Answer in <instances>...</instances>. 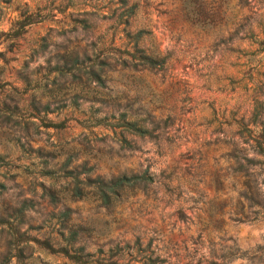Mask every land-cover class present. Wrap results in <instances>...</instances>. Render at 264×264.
Here are the masks:
<instances>
[{
  "label": "rangeland",
  "instance_id": "obj_1",
  "mask_svg": "<svg viewBox=\"0 0 264 264\" xmlns=\"http://www.w3.org/2000/svg\"><path fill=\"white\" fill-rule=\"evenodd\" d=\"M128 1L137 6L124 27L114 22L109 0H0V91L25 90L26 99L59 90L62 111L47 117L69 118L65 129H42L28 143L21 139L22 150H10L17 173L5 180L4 198L34 203L25 213L26 264H72L41 245L58 238L59 223L48 214L65 207L95 253L91 264H141L148 257L159 264H264V153L251 148L264 124V0ZM22 12L42 18L13 37ZM80 18L90 26L82 29ZM137 29L145 31L140 46L164 57L162 67L114 62L132 52L125 33ZM100 51L111 65L101 85L76 70L64 77L50 71L65 53ZM123 110L150 134H125L129 145L122 146L110 128L87 126L92 113ZM242 153L253 160L246 163ZM237 158L254 178L260 205L244 197ZM142 173L150 180L119 188L105 205L84 179ZM48 192L57 198L53 205ZM115 244L121 258L113 263L104 251Z\"/></svg>",
  "mask_w": 264,
  "mask_h": 264
},
{
  "label": "trees",
  "instance_id": "obj_2",
  "mask_svg": "<svg viewBox=\"0 0 264 264\" xmlns=\"http://www.w3.org/2000/svg\"><path fill=\"white\" fill-rule=\"evenodd\" d=\"M70 1V0H68ZM99 1V0H90ZM114 5L110 10V14L114 15V22L116 24H122L124 27L129 25L128 19L133 16L136 10L137 4L135 2H129L128 0H109ZM72 4L69 2L67 5ZM42 17L37 20L33 18L31 13L22 12L19 19L14 21L16 29L12 33L13 37H17L24 31L25 26L39 21ZM82 29H86L90 26L87 18H80L75 20ZM145 33L142 29H137L131 32H126L125 36L130 39V48L132 52L126 51V55H119L114 59V62L119 64L121 67L130 66L136 68L148 67V68H160L163 66L164 57L159 56L156 51H146V49L140 46L142 36ZM61 64H55L50 69L54 72V77H64L71 70L81 72L85 76V81L94 82L95 84L101 85L103 78L106 75L107 70L110 69L111 65L108 60V56L103 52L97 54L87 55L82 54L79 56L74 52H68L62 55ZM71 76H74L71 73ZM26 82V83H25ZM24 83L29 85L30 82L27 78L24 79ZM23 93H18L17 90H9L4 93L0 91V134L3 136L5 147L0 152V245L3 246V250L0 251V264H26L27 258L30 253L28 248L31 247L27 236V230L30 226L27 225L28 219L25 216L27 210L34 209V203L30 199H15L13 203L11 199L5 200L4 193L7 190L5 180L12 178L17 172L14 168L17 165L12 164L9 159L10 150L23 148L21 139H24L26 143L30 141L32 137H35L40 130L50 128L55 131H61L67 127L66 122L69 118L62 114V119L53 121L48 118L47 115L57 117L61 113L63 106H56L62 100L61 95H58L59 90H48L45 94H35L31 92L27 95L26 99H23ZM70 95L71 103L76 104L75 98L76 91H72ZM54 106H51L53 105ZM256 113L252 112V122L256 118ZM88 127H108L114 134L115 139L120 142L122 146H128V140L124 136L125 134H131L138 137H144L150 134V131L141 123L142 120L135 119L130 116L126 111H119L114 113H103L95 115L94 113L88 117ZM241 131L250 132L246 125L238 126ZM251 148L255 153H264V124L260 125L257 130L256 137L252 140ZM237 152L240 153L236 146H233ZM19 151V150H18ZM240 159L246 163L251 162L253 159L246 157L243 153L239 154ZM238 160L237 169L241 171L246 178L244 184L247 191L244 193V197L249 203H256L260 205L253 198L252 188L254 186V178L249 177L248 166ZM67 159L64 164L69 163ZM87 168L85 172L89 171ZM85 183L94 182L92 188L93 193L96 195L100 204H108L112 197L117 195V190L123 186H132L140 181H149L150 177L142 174H120L116 177L106 181L102 178L95 177L93 180L87 175L84 177ZM72 197H79L81 194L80 190L76 187H72L70 190ZM50 204H55L57 198L53 193H46ZM18 197V195L16 196ZM71 209L68 207L63 208L56 214H48V219H55L59 223V232L57 233V239L53 240L50 236H47L41 242L42 247L50 249V252H55L58 255L64 257L68 262L72 264H91L90 257L95 253H90L86 250V244L79 235L80 227L69 222ZM41 226H37L40 228ZM52 244L56 246V249L52 248ZM126 246V244H124ZM121 247L117 244L107 248L104 252L107 254L108 259L115 260L121 258L119 251ZM95 252L97 254L103 253L101 248H98ZM104 254V253H103ZM156 259V258H154ZM154 259L149 257L144 259L141 264H159L155 263Z\"/></svg>",
  "mask_w": 264,
  "mask_h": 264
}]
</instances>
